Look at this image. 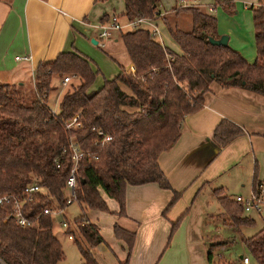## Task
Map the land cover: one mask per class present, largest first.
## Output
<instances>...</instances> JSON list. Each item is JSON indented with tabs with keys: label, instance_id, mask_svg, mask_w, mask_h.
Wrapping results in <instances>:
<instances>
[{
	"label": "trees",
	"instance_id": "1",
	"mask_svg": "<svg viewBox=\"0 0 264 264\" xmlns=\"http://www.w3.org/2000/svg\"><path fill=\"white\" fill-rule=\"evenodd\" d=\"M220 1V0H219ZM159 0H125L127 21L139 16L157 17ZM182 8L192 17V27L167 24L181 51L173 49L152 34L149 25L122 29L121 37L136 67L129 72L122 66L113 78H105L98 89H91L98 70L93 61L78 50L61 51L52 61L39 62L34 69V92L27 96L18 83L0 82V194L23 195L25 186L37 181L42 189L25 201L26 216L34 224L21 226L14 218L6 219L0 208L1 264H58L65 251L54 233L52 212L70 204L66 182L73 167L71 142L97 154V159L84 156L76 168L77 201L83 212L66 232H72L83 257L81 264H98L93 248L104 241L98 224L91 221L87 208L110 210L105 195L126 212V188L129 184L155 181L172 188L158 163L161 152L178 139L187 114L200 109L204 94L213 81L224 87L240 86L264 95V0L250 4L253 11L257 57L249 61L229 43L214 44L210 36L219 37L216 15L199 6ZM76 73L78 83L69 87L59 99L57 111L50 103L59 86L55 75ZM82 114L80 127H68L66 120ZM100 131L112 138L96 142ZM244 132L235 122L222 119L214 136L225 143ZM259 181L255 180L257 191ZM214 194L224 207L230 224L257 226L254 215L244 204L226 194L222 187ZM181 196L175 191L165 211ZM172 222L174 231L187 213ZM115 233L126 241L130 252L135 231L115 224ZM249 255L257 264H264V225L244 237ZM169 244V243H168ZM211 248V247H210ZM211 262L212 251L208 252Z\"/></svg>",
	"mask_w": 264,
	"mask_h": 264
},
{
	"label": "crops",
	"instance_id": "2",
	"mask_svg": "<svg viewBox=\"0 0 264 264\" xmlns=\"http://www.w3.org/2000/svg\"><path fill=\"white\" fill-rule=\"evenodd\" d=\"M201 1L186 0V5L201 8ZM212 1L203 10L216 15L219 37L227 34L228 43L249 61H254L257 57L255 25L249 5L259 0ZM180 2L175 0L172 9L180 7ZM218 3L223 6L220 10ZM210 5L214 10L210 11ZM124 12L125 0H0V82L22 84L28 73L33 80L39 62L52 61L64 50L75 49L89 56L90 42L99 44L101 39L102 21L115 16L126 23L127 18L121 19ZM154 20L159 28L160 23L166 24L159 15ZM160 32L163 43L181 51L171 35L172 43L167 44L161 28ZM114 35L102 38L107 39L102 45L112 47L118 40L123 41L122 37L111 41ZM128 57L129 65L120 63L118 73L122 66L128 68L133 64L129 54ZM222 119L235 122L244 132L220 143L214 130ZM158 163L172 188L162 187L155 181L129 184L124 214L119 213L118 201L107 195L110 210L87 208L89 219L98 224L104 237L93 248L98 264H221L222 259L216 260L214 251L226 243V238L217 225L221 220L229 226V239L234 238L238 228L232 229L234 225L227 215L226 220L218 216L223 215L224 207L214 189L222 187L235 198L251 195L255 180L264 186V95L240 86L224 87L213 81L204 94L203 106L185 116L178 139L160 153ZM175 191H181V196L165 211ZM204 192L215 196L223 211L209 210L208 205L215 202L208 200L207 205ZM187 209L173 231L172 222ZM115 224L135 231L130 252L126 241L116 235Z\"/></svg>",
	"mask_w": 264,
	"mask_h": 264
},
{
	"label": "rangeland",
	"instance_id": "3",
	"mask_svg": "<svg viewBox=\"0 0 264 264\" xmlns=\"http://www.w3.org/2000/svg\"><path fill=\"white\" fill-rule=\"evenodd\" d=\"M193 1H190V3ZM214 2L210 0H202L200 5L202 9H208L209 3ZM175 3V0H160L158 8L161 10L170 11L172 9L173 4ZM194 3V2H193ZM256 3V1H255ZM189 4V3H188ZM251 4V3H250ZM192 6H196L194 4H191ZM198 6V5H197ZM223 6L221 3L217 4V9L220 10ZM219 12V11H218ZM215 14L218 15L217 12ZM163 20L166 24L160 23V28L163 32V38L167 44H171L170 41V32L168 29L167 24L171 23L172 25L178 24L184 29H190L192 27V17L190 14H188L185 10L182 8H178V10H175V8L172 9L170 12H164ZM122 20H125L126 17L123 15L121 17ZM253 26V25H252ZM128 27H125L123 29H127ZM121 30L115 31V35L113 38H111V41H115L116 38H121ZM108 39V38H107ZM99 40V44H95L92 41L91 49L89 50V58L94 60V63L97 66L98 74L95 78V81L93 85L91 86L92 89H98L105 78H112L117 75L119 71V64L122 63L124 65L128 64V53L126 50V47L124 45V42L122 40H118L115 44H113L112 47H105L103 46L106 43V40ZM101 43V44H100ZM102 43H104L102 45ZM121 67V66H120ZM129 68V67H128ZM127 68V69H128ZM64 77H61L60 75H55L53 78V82L56 83L59 88L52 93L51 96V105L53 108L58 109L59 106V99L62 96L63 92L69 87V83L67 85L62 84V80ZM34 80H32L31 74L28 73L25 77L22 79V84H20V90L24 92L27 96L31 95V93L34 92ZM80 81L79 77L73 78V83H78ZM203 197L205 202L207 203L208 200H212L215 202V204L207 205L209 206V210L213 211H223V207L220 203L216 201L215 196L212 194H209L208 192L203 193ZM212 211V212H213ZM83 212L82 205L77 201L74 200L70 202L69 205H67L63 209H59L58 211L53 213L54 218V233L57 236L58 239L63 244V248L65 251V256L62 258L58 264H81L83 262V257L80 252L79 246L74 239H70L65 230L63 229L61 225V220L67 219L71 222L74 221V219L79 216ZM248 213L254 215L257 219V226L255 228L253 227H241V229H237L234 232V238L229 239V226L224 223V221H219L218 223V229H220L222 232H224L226 243L224 245H221L218 247L214 253H215V259L219 260L222 259L220 262L221 264H238V260L240 259L241 255L243 254H250L248 248L246 247L243 238L245 236H248L249 234H252L255 230L260 229L264 225V213H258L256 211H249ZM221 219L226 218V213L223 212V216L221 213H219ZM228 216V215H227ZM226 220V219H225ZM215 226L213 225V228ZM233 228H237L236 226H233ZM229 240V241H228ZM0 260V264H1Z\"/></svg>",
	"mask_w": 264,
	"mask_h": 264
},
{
	"label": "built area",
	"instance_id": "4",
	"mask_svg": "<svg viewBox=\"0 0 264 264\" xmlns=\"http://www.w3.org/2000/svg\"><path fill=\"white\" fill-rule=\"evenodd\" d=\"M180 5L184 6L186 5V0H181ZM210 11L214 10V7L210 5L209 7ZM164 12H161L159 14V17L163 15ZM156 17H149V16H139L132 20L127 21L126 23H121L115 16H112L105 21H102L100 24V40L102 38H110L114 35L115 31L122 30L125 27L130 28H136L141 25H149L152 31V34L155 37H158L160 39V28L158 24L155 22ZM24 58H28V56H25ZM129 72H135L136 67L134 64H132L128 69ZM34 76V73H33ZM78 77L76 73L74 74H68L66 75L63 80L62 84L65 86L70 81L73 80V78ZM53 107V106H52ZM53 110L56 112L57 109L53 108ZM82 114L80 112H77L73 114L71 117L67 118L66 123L68 127H80L82 126L81 121ZM101 136L99 139L96 140V142H106L109 141L112 136L110 134H105L102 131H100ZM71 148H72V158L74 161L73 167L70 171V174L67 178L66 182V190H67V196L68 200L70 202L77 200V194H76V188L78 186V179L76 174V168L78 166L79 161L84 157L87 156L92 159H97L98 155L91 153L90 151L84 150L77 142L72 141L71 142ZM42 189L41 185L37 181H31L29 182L23 191L24 196H20V194L5 192L0 194V208H3L6 212V219L8 218H14L18 224L21 226H30L34 224V219L31 217L26 216L24 212V204L25 201L32 198L35 193L40 191ZM237 201H241L244 204L246 211H257L261 213L264 207V186L262 183H259L258 190L255 189L249 196H243V195H237L235 197ZM59 208L54 205H47L43 208L44 213L49 212H56ZM61 225L63 229L66 230L69 227V223L66 219L61 220ZM67 236L72 239L73 233L72 232H66ZM1 260V259H0ZM238 264H257L252 260V257L249 254H243Z\"/></svg>",
	"mask_w": 264,
	"mask_h": 264
},
{
	"label": "water",
	"instance_id": "5",
	"mask_svg": "<svg viewBox=\"0 0 264 264\" xmlns=\"http://www.w3.org/2000/svg\"><path fill=\"white\" fill-rule=\"evenodd\" d=\"M210 40L214 44L227 45L228 44L229 37H228L227 34H222L220 37L210 36ZM94 42H96V40H94Z\"/></svg>",
	"mask_w": 264,
	"mask_h": 264
}]
</instances>
